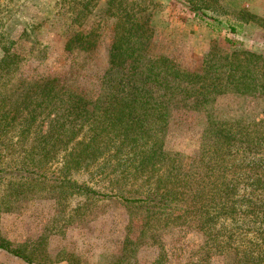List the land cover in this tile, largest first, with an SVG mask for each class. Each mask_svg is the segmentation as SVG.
Listing matches in <instances>:
<instances>
[{"label":"rangeland","instance_id":"1","mask_svg":"<svg viewBox=\"0 0 264 264\" xmlns=\"http://www.w3.org/2000/svg\"><path fill=\"white\" fill-rule=\"evenodd\" d=\"M198 5V12L190 7ZM124 25L134 36L146 37L148 55L165 56L181 68H198L203 54L219 47L264 53V0H0V59L7 51L15 61L2 72L0 87L55 77L68 89L92 96L107 67L108 49ZM78 31L91 32L93 50L66 49ZM263 107L261 98L233 92L213 103L218 117L260 118ZM202 119L200 112L175 110L164 149L184 160L197 156ZM46 129L47 122L35 121L27 131L19 118L0 135V237L24 250L32 264H109L118 241L139 235L130 225L138 219L149 220L158 241L141 245L135 264H149L158 252L164 253V264H264V222L248 216L242 204L231 213L229 194L220 198L213 192L201 208L153 216L116 197L77 194L67 186L69 179L109 194H143L149 182L128 167L130 158L139 157L138 149L125 154L113 151L111 140L100 141L95 160L79 166L71 152L90 132L46 144L39 141ZM259 214L264 219V208ZM0 263L28 264L4 250Z\"/></svg>","mask_w":264,"mask_h":264},{"label":"trees","instance_id":"2","mask_svg":"<svg viewBox=\"0 0 264 264\" xmlns=\"http://www.w3.org/2000/svg\"><path fill=\"white\" fill-rule=\"evenodd\" d=\"M190 7L200 10L199 5ZM119 32L108 49L99 90L92 96L68 89L55 77L0 87V135L19 118L25 121L27 131L35 121L47 122L46 131L39 136L46 144L49 140H73L87 130V139L79 150L71 152L75 165L95 160L98 143L111 140L113 151L131 154L138 149L139 157L130 158L128 167L145 176L149 187L141 195L109 194L69 179L67 186L75 193L116 197L144 208L150 216L201 208L213 192L220 198L227 193L231 213L237 214L242 204L248 216L264 222L259 214L264 208V107L262 116L253 119L218 117L213 108L216 96L227 92L259 97L264 102V53L219 47L204 53L198 68H181L165 56L148 55L144 35L134 36L125 25ZM90 34L75 32L66 41V49L93 50ZM11 56L5 51L0 59V79L15 62ZM177 109L200 112L203 117L199 153L187 160L163 146L169 119ZM24 170L35 176L44 174L39 168ZM59 182L65 178L59 177ZM176 185H180L179 191L174 189ZM148 224V219L130 222L138 227L139 235L118 241L108 263L135 264L141 245L157 243L158 236L149 231ZM0 250L33 263L24 250L2 237ZM163 258L164 253L158 252L149 264H164Z\"/></svg>","mask_w":264,"mask_h":264}]
</instances>
